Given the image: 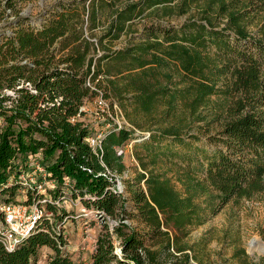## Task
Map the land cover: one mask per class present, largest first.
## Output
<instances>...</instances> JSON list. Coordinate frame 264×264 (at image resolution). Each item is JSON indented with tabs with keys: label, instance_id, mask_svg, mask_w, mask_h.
I'll list each match as a JSON object with an SVG mask.
<instances>
[{
	"label": "trees",
	"instance_id": "obj_1",
	"mask_svg": "<svg viewBox=\"0 0 264 264\" xmlns=\"http://www.w3.org/2000/svg\"><path fill=\"white\" fill-rule=\"evenodd\" d=\"M33 1L0 0V200L13 201L27 156L40 153L55 197L65 176L73 195L87 196L88 208L117 224L104 222L86 262L65 254L56 223L46 222L15 250L0 245V264H32L42 247L53 252L48 264H166L164 252L170 264H191L183 242L190 228L264 192V0H59L40 13L37 27L20 12ZM192 7L198 18L132 29L143 16ZM88 79L132 125L108 133L101 156L120 175L116 148L133 142L141 171L125 182L128 197L110 190L83 142L87 127L71 120L95 96ZM139 117L151 123L146 134L136 133ZM160 163L177 169L182 191L156 171ZM131 218L142 228L125 221Z\"/></svg>",
	"mask_w": 264,
	"mask_h": 264
},
{
	"label": "rangeland",
	"instance_id": "obj_2",
	"mask_svg": "<svg viewBox=\"0 0 264 264\" xmlns=\"http://www.w3.org/2000/svg\"><path fill=\"white\" fill-rule=\"evenodd\" d=\"M59 0H36L33 2L23 3L20 5V12L25 13L30 19L29 23H33V26L37 27L41 22L37 19L43 10H46L49 6L54 5ZM197 9L192 7L189 12L185 14H173L164 18H156L151 15L143 16L133 22L132 29L141 30L144 25L150 22H155L166 25H178L188 18H198ZM11 17L8 21H13ZM100 30V29H99ZM97 30V31H99ZM123 38V37H122ZM122 46L121 41L114 43L113 48L117 49ZM3 96L13 98L12 91L3 90ZM107 103L115 108H118L116 114L110 113L113 118H119L125 121L132 127L130 121L125 117L124 112L118 103L112 97L106 99ZM218 100V97L212 98V103ZM95 97L86 99V105L89 110L93 112L86 117V119L95 126H103L104 121L111 118L102 112L95 114L94 106ZM9 104V103H7ZM111 107V106H110ZM112 110V107H111ZM113 111V110H112ZM142 118V117H141ZM140 121L144 123L143 129H136V133H147L148 127L151 125L147 119ZM204 122L195 123L193 125L194 132L197 127L203 126ZM217 127V124H212L211 127ZM213 128V130H214ZM125 170L122 174L113 173L121 182L122 195L128 197L126 192V181L132 179L136 172L141 171L139 162L136 160L133 151V144L130 149H127L122 156ZM163 163V162H162ZM158 164L156 167L157 172L165 173L172 177L175 188L178 191H182L181 185L177 182L175 175L177 169L170 168L165 164ZM1 198V193H0ZM25 198V194L22 189H19L14 197L13 201H21ZM88 197H80L78 194L73 193L66 194V200H62L56 210L57 218L56 233H60L63 236L65 245L62 250L65 254L70 256L72 260L78 262H86L89 260L92 251L94 250L97 236L102 230L104 225L103 218L107 216L99 215L96 211L86 206L85 201ZM127 203V209H131ZM133 211V210H132ZM54 215V214H53ZM103 216V218H101ZM128 224L137 228H142L135 218L125 220ZM116 219L109 218L107 224H114ZM174 230L170 231V236H175ZM253 239L259 241L260 250L251 252L249 249L250 242ZM185 245L189 246L186 253L189 254L191 264H263L264 262V192L256 194L251 198H243L241 200H234L225 205L217 214L208 216L205 223L199 226L190 228L189 234L183 239ZM117 244V242H116ZM46 248L45 252L41 249ZM158 246H153L152 249H157ZM38 253L36 261L32 264H48V258L53 254L51 249L42 247ZM174 253V250H171ZM164 259L166 258V264H170L171 260L168 254L164 252L162 254Z\"/></svg>",
	"mask_w": 264,
	"mask_h": 264
},
{
	"label": "built area",
	"instance_id": "obj_3",
	"mask_svg": "<svg viewBox=\"0 0 264 264\" xmlns=\"http://www.w3.org/2000/svg\"><path fill=\"white\" fill-rule=\"evenodd\" d=\"M86 86L95 93V114H98V112L107 114L111 118V121H104L103 126H95L90 123L86 117L93 114V112L90 111L85 104L86 100L79 107L77 115L71 120L83 122L84 126L87 127L88 133L83 142L91 149L93 154L98 157L103 168V171L99 174L107 177L111 182L112 186L110 190L121 194L122 188L120 180L101 160L102 141L111 131H117L121 128L129 129L131 127L125 121L119 118L115 119L110 115V113H112L117 116L115 111L118 108L107 103L101 89L95 87L94 83H91L89 79L86 82ZM2 124L3 120L0 119V127ZM132 144L133 142H130L127 145L116 148L117 154L124 155L126 150L132 147ZM40 162V153L36 156L28 155L26 169L16 177V184L25 194L23 200L7 202L0 200V245L7 252L15 250L24 239L33 232L40 230L44 223L48 222L50 225H54V213L49 210V206L55 207L57 210L59 203L62 200H66V194L72 193L73 182L64 176L62 178V187L55 197L52 192H55L57 183L50 178V174L45 171ZM9 182L11 181L9 180ZM96 213L98 212L96 211ZM98 214L101 215L100 213ZM101 218H103V216H101ZM103 221L108 222L109 217L103 218ZM116 224L117 222H114V224H110V227ZM54 228H56V225Z\"/></svg>",
	"mask_w": 264,
	"mask_h": 264
},
{
	"label": "bare ground",
	"instance_id": "obj_4",
	"mask_svg": "<svg viewBox=\"0 0 264 264\" xmlns=\"http://www.w3.org/2000/svg\"><path fill=\"white\" fill-rule=\"evenodd\" d=\"M249 249H250L251 252H254V251L261 252L260 245H259V241L257 239H253L250 242Z\"/></svg>",
	"mask_w": 264,
	"mask_h": 264
},
{
	"label": "crops",
	"instance_id": "obj_5",
	"mask_svg": "<svg viewBox=\"0 0 264 264\" xmlns=\"http://www.w3.org/2000/svg\"><path fill=\"white\" fill-rule=\"evenodd\" d=\"M44 249H46V248H43V249H41L42 250V252H45L46 250H44Z\"/></svg>",
	"mask_w": 264,
	"mask_h": 264
},
{
	"label": "water",
	"instance_id": "obj_6",
	"mask_svg": "<svg viewBox=\"0 0 264 264\" xmlns=\"http://www.w3.org/2000/svg\"><path fill=\"white\" fill-rule=\"evenodd\" d=\"M22 15H26L25 13H22Z\"/></svg>",
	"mask_w": 264,
	"mask_h": 264
}]
</instances>
